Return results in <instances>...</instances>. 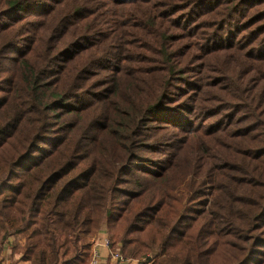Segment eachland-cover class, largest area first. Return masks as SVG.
<instances>
[{
	"label": "trees",
	"instance_id": "1",
	"mask_svg": "<svg viewBox=\"0 0 264 264\" xmlns=\"http://www.w3.org/2000/svg\"><path fill=\"white\" fill-rule=\"evenodd\" d=\"M264 264V0H0V258Z\"/></svg>",
	"mask_w": 264,
	"mask_h": 264
},
{
	"label": "built area",
	"instance_id": "2",
	"mask_svg": "<svg viewBox=\"0 0 264 264\" xmlns=\"http://www.w3.org/2000/svg\"><path fill=\"white\" fill-rule=\"evenodd\" d=\"M100 233L103 235L101 239L94 237L90 242L86 264H102V250H107L109 258L117 264H127L129 261L133 260L124 258L117 250L111 249L106 230H101L98 234Z\"/></svg>",
	"mask_w": 264,
	"mask_h": 264
},
{
	"label": "crops",
	"instance_id": "3",
	"mask_svg": "<svg viewBox=\"0 0 264 264\" xmlns=\"http://www.w3.org/2000/svg\"><path fill=\"white\" fill-rule=\"evenodd\" d=\"M102 236L103 235H101V233H100L96 237L101 239ZM6 250H9V247L7 245H6V247H4V250L1 254L0 264H9L11 262V255H10V253H6ZM101 254L103 257L102 264H117L111 258H109L107 250H102ZM127 264H138V260L133 259V260L129 261Z\"/></svg>",
	"mask_w": 264,
	"mask_h": 264
},
{
	"label": "rangeland",
	"instance_id": "4",
	"mask_svg": "<svg viewBox=\"0 0 264 264\" xmlns=\"http://www.w3.org/2000/svg\"><path fill=\"white\" fill-rule=\"evenodd\" d=\"M102 230H106V228L103 226L102 228H101ZM97 236V234L94 236V237H96ZM94 237H92L91 238V240L94 238ZM91 242V241H90ZM6 253H10V255H11V260L13 259V257L15 256L12 252H11V249L9 248V250H6Z\"/></svg>",
	"mask_w": 264,
	"mask_h": 264
}]
</instances>
